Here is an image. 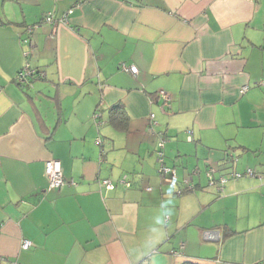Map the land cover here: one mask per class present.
I'll return each instance as SVG.
<instances>
[{"label": "crops", "instance_id": "0c3cea01", "mask_svg": "<svg viewBox=\"0 0 264 264\" xmlns=\"http://www.w3.org/2000/svg\"><path fill=\"white\" fill-rule=\"evenodd\" d=\"M69 8L68 23L43 21ZM26 60L43 76L20 85ZM261 81L264 0H0V264H264ZM161 135L170 182L157 171ZM249 150L257 174L217 190L210 160L228 175Z\"/></svg>", "mask_w": 264, "mask_h": 264}, {"label": "built area", "instance_id": "2783aa9c", "mask_svg": "<svg viewBox=\"0 0 264 264\" xmlns=\"http://www.w3.org/2000/svg\"><path fill=\"white\" fill-rule=\"evenodd\" d=\"M71 12V8L65 10L61 15H56L55 13L48 11L44 16H43V21L46 23H54L55 21L61 22V23H68V14ZM37 24H33L27 27V32H31V30L36 27ZM27 40V37L24 38V41ZM120 67L124 70L130 71L132 74L136 73L137 67L133 64L131 65H126L125 63H122ZM36 69L33 68L28 60H26L16 71V74L14 76L16 82L20 85L24 84H29V82L34 78L35 76ZM43 76V73L39 71L37 77ZM260 83H264V81H261ZM246 89V86L241 87V91H244ZM156 94L163 100V102H167L169 99V94L163 90L160 89L156 92ZM94 118L99 117L98 112H94L93 114ZM150 118V124L153 125L156 123V120L154 118V113L151 112L149 114ZM97 141H100L97 139ZM164 144H165V136H160L156 149H155V154H156V159L158 161V175L165 181H172L176 178V169L173 166H170L164 162ZM216 171V168H214L213 165L208 164L205 169V173L209 179L210 183H213L216 185L217 190H222L223 184L227 180V177L231 178H237L243 175H249L253 176L256 175L257 172L250 168V167H245L243 170H231L228 175H219L218 177H214L213 173ZM193 173L197 172V169L192 170ZM44 174L47 178V185L48 188H59L61 185L65 183V178L62 173V167L60 164L59 159L57 158H47L44 161ZM121 184L128 186L130 184V181L127 180L125 176L121 177L118 180ZM101 184L106 188V189H112L115 186V183L111 181L108 178H102L100 180ZM183 187L189 189L192 188V184L188 181V179H184L183 181ZM148 189L150 187H147ZM182 189H177V193H180ZM205 237H215L214 232L211 230H206L204 232ZM30 241L27 239L22 240L21 246L23 248L28 247ZM260 264V263H257Z\"/></svg>", "mask_w": 264, "mask_h": 264}, {"label": "rangeland", "instance_id": "374dc122", "mask_svg": "<svg viewBox=\"0 0 264 264\" xmlns=\"http://www.w3.org/2000/svg\"><path fill=\"white\" fill-rule=\"evenodd\" d=\"M240 135H241V137H243V136H246V135H249V136H251V137H253V139L252 140H249L248 138L246 139V141H248V143H249V146H250V148H254V147H260V145H261V142L260 141H262L261 139V136H257V134L256 133H254V131L252 132V131H250V133L249 134H245L243 131L240 133ZM264 147V146H263ZM263 147H262V150L259 152L260 154H262V156L264 155V149H263ZM247 155L249 156V158H250V163L249 164H244V166L245 167H250V168H252V169H254V170H259L260 168H258V166H256L255 165V163L260 159L258 156H257V153H255L254 151H252V150H249L248 151V153H247ZM228 157H232L231 158V160L229 159L228 161H226L223 165H224V167L226 168V170H231L232 168H231V166L230 165H233V162L235 161V159H236V161H237V155L235 156V155H233L232 154V152L231 151H229L228 152ZM244 160H246V157L244 156ZM263 161V160H262ZM210 163H211V165H213L214 166V168H216L217 169V165H216V161L214 162L213 160H210ZM228 167V168H227ZM216 172V171H215ZM257 172V171H256Z\"/></svg>", "mask_w": 264, "mask_h": 264}, {"label": "trees", "instance_id": "16d2710c", "mask_svg": "<svg viewBox=\"0 0 264 264\" xmlns=\"http://www.w3.org/2000/svg\"><path fill=\"white\" fill-rule=\"evenodd\" d=\"M35 69H36L35 76H34V78H32V80L35 79V78H37V75L39 73V70L37 68H35ZM110 113H111L112 120L115 121V119L118 118L116 120L119 121L120 118H122V114H123V107H122V105L121 104H114L110 108ZM118 121H116V122H118Z\"/></svg>", "mask_w": 264, "mask_h": 264}, {"label": "clouds", "instance_id": "9594fccd", "mask_svg": "<svg viewBox=\"0 0 264 264\" xmlns=\"http://www.w3.org/2000/svg\"><path fill=\"white\" fill-rule=\"evenodd\" d=\"M158 242V241H157ZM152 264H157V262L155 260L152 261Z\"/></svg>", "mask_w": 264, "mask_h": 264}]
</instances>
